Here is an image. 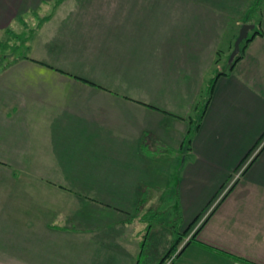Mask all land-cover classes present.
Masks as SVG:
<instances>
[{
	"label": "crops",
	"instance_id": "1",
	"mask_svg": "<svg viewBox=\"0 0 264 264\" xmlns=\"http://www.w3.org/2000/svg\"><path fill=\"white\" fill-rule=\"evenodd\" d=\"M52 1L0 0V38ZM250 1L56 5L26 56L0 69V264H137L143 240L132 223L174 170L188 223L252 148L195 242L231 264H264V0L251 21L258 32L215 79L181 148L215 54L232 48Z\"/></svg>",
	"mask_w": 264,
	"mask_h": 264
},
{
	"label": "rangeland",
	"instance_id": "2",
	"mask_svg": "<svg viewBox=\"0 0 264 264\" xmlns=\"http://www.w3.org/2000/svg\"><path fill=\"white\" fill-rule=\"evenodd\" d=\"M44 13L46 12H38L37 16L40 17ZM257 16L258 9L257 11L255 10L252 13L254 21H256ZM35 21V17H30V19L27 21V24L29 26H33L36 23ZM24 26L15 24L10 27L11 30H9L6 35L0 38V66L8 61L10 57H13L15 54L21 52L23 50V47H25L24 45L23 47L18 45L20 37L25 36V33L28 32V28ZM230 51L231 47L229 52L225 53L224 56L220 55V60L217 63L214 64L213 61V64L217 66L216 68H220L224 65L225 60L228 59ZM214 73L212 75H214ZM203 95L204 94H202L200 98H202ZM263 140L264 135L261 136L256 146H259ZM252 152L253 150H251V152L246 155L243 161L239 164L236 171L231 175L227 183L223 186V188H221L222 191L220 192L222 193L220 194V196L230 186V183L232 184L231 181H234V179L236 178V173L240 171V167L243 166V164L247 162L249 157L253 155ZM182 155L183 153L180 155V160H182ZM173 158H176L175 154H173ZM174 171L175 175L174 177H172L171 182L169 184H166V186L163 188V194H157V196L155 197V208L145 210L143 213H138L139 219L133 221L131 218V221L134 222L132 223V226H134L135 231H140L139 240H143V244H141V252L138 255L137 264H156L161 258L164 251L173 241L177 233L181 234V239L175 246V249L177 251L173 250L169 255V258L163 264H167L171 260L172 264H185V261L190 262L191 260L203 261L206 262L205 264H231L230 262H228L227 257L209 251L207 250L208 248H203V245L201 247V245L195 241H192L191 243L186 245L179 253H177L178 250L183 246L185 241L196 230V228H199L202 224V215H205V213L207 212H205V210H208L209 208L215 206L218 198H213L211 201H209L207 207L199 214V216L190 220L188 223H185L184 218L181 212L178 210L177 205L178 196L176 193V185L178 169L176 168V170ZM189 224L190 226H188ZM186 226H188V229L183 233V229Z\"/></svg>",
	"mask_w": 264,
	"mask_h": 264
},
{
	"label": "trees",
	"instance_id": "3",
	"mask_svg": "<svg viewBox=\"0 0 264 264\" xmlns=\"http://www.w3.org/2000/svg\"><path fill=\"white\" fill-rule=\"evenodd\" d=\"M61 0H53L51 2V6H50V9L51 11H48L47 14L43 15V16H37V11L36 10H32L30 11L29 13L32 15L31 17H35L36 18V23L33 25V26H29L27 23V21L24 23V27L28 28V32L25 33L26 35L25 36H22L20 37V41L18 42V45H20L21 47H23V45L25 47H23V50L17 54H15L13 57H10V59L8 61H6L4 64H2L0 66V69L5 67L6 65L10 64L11 62L17 60L18 58H21V57H25L26 56V52H27V49H28V46H29V41H30V38L33 34V32L40 27V25L46 21L50 16H51V13L53 11V9L56 7V5L60 2ZM260 0H251L249 2V5L246 9V11L243 13L242 15V21L245 22V21H248V22H251V21H254L253 17H252V13L257 9H258V3H259ZM258 31L256 29H252L250 33H248V36L240 43V50L239 52L234 56L233 60L231 62H227V59L225 60V63L222 67L220 68H215V73L214 75H212L208 81L206 82V86H205V89H204V92H203V97L198 99L196 101V103L194 104L193 106V115L189 117V127L187 128V131H186V134L181 142V148H186L188 149L190 147V142H191V139H192V136L194 134V131L197 129V127L199 126V123H200V120H201V117L205 111V108L207 106V103L209 101V98H210V94H211V91H212V88H213V85H214V82H215V79L220 75V74H226L234 65V63L241 57V52L246 44L247 41H249L252 36L257 33ZM15 48V46H14ZM232 49V48H231ZM220 55H221V50H217L216 52V55H215V59H214V64L217 63L219 60H220ZM264 135V132L263 134ZM253 149V148H252ZM251 149V150H252ZM250 150V151H251ZM249 151V152H250ZM248 152V153H249ZM246 157V156H245ZM253 159V158H252ZM233 186V183L223 192V194L220 196V198H218V201L216 202V204L221 201V199L226 195L227 192L230 191L231 187ZM222 187V186H221ZM177 193V192H176ZM145 198H141V201L139 202L138 204V209L139 208H142L143 207V203H144V200ZM178 205V204H177ZM178 210H179V206H178ZM212 210V209H211ZM180 211V210H179ZM194 221V220H193ZM192 221V222H193ZM191 224V223H190ZM190 224L188 226H190ZM188 226H186L184 229H183V233L188 229ZM198 231V228H196V230L192 233V235H190V237L185 241V243L183 244V246L178 250L177 253H179L187 244H189L190 242L192 241H196L195 240V235ZM182 233V234H183ZM181 239V234L180 233H177L173 239V241L170 243V245L168 246V248L164 251V253L162 254L161 258L159 259V261L156 263V264H163L168 258H169V255L171 254V252L173 250H176L175 249V246L176 244L179 242V240ZM203 245V244H202ZM204 247H207L206 245H203ZM177 251V250H176ZM237 259H241L242 261L244 262H247L246 260H244L243 258L241 257H238V256H233ZM249 264H253L251 262H247ZM167 264H172V260L169 261Z\"/></svg>",
	"mask_w": 264,
	"mask_h": 264
},
{
	"label": "water",
	"instance_id": "4",
	"mask_svg": "<svg viewBox=\"0 0 264 264\" xmlns=\"http://www.w3.org/2000/svg\"><path fill=\"white\" fill-rule=\"evenodd\" d=\"M254 27L253 22H242L239 26L237 36L235 37L232 45V49L229 53L228 62H231L234 58V56L239 52L240 50V43L248 36V33L250 30H252Z\"/></svg>",
	"mask_w": 264,
	"mask_h": 264
},
{
	"label": "built area",
	"instance_id": "5",
	"mask_svg": "<svg viewBox=\"0 0 264 264\" xmlns=\"http://www.w3.org/2000/svg\"><path fill=\"white\" fill-rule=\"evenodd\" d=\"M263 142H264V140L262 141V143H263ZM262 143H261L259 146H257L256 148L260 147V146L262 145ZM255 151H256V150H255ZM252 154H254V153L252 152ZM252 156H253V155H252ZM252 156H250L249 159L247 160V162L244 163L243 166L240 167V171H238V172L236 173V177L240 174V172L243 170V168H244L245 165L248 163V161L252 158Z\"/></svg>",
	"mask_w": 264,
	"mask_h": 264
}]
</instances>
